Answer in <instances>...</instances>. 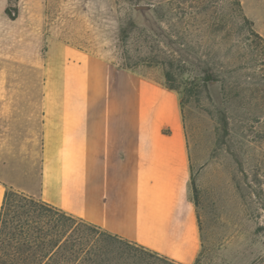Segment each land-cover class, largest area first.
Segmentation results:
<instances>
[{"label": "crops", "instance_id": "0c3cea01", "mask_svg": "<svg viewBox=\"0 0 264 264\" xmlns=\"http://www.w3.org/2000/svg\"><path fill=\"white\" fill-rule=\"evenodd\" d=\"M238 1L264 41V0ZM18 3L11 19L0 0V211L13 189L195 264L201 233L179 94L117 66L106 49L48 34L45 0ZM24 41L29 50L19 55ZM11 61L27 65L20 89L7 86Z\"/></svg>", "mask_w": 264, "mask_h": 264}, {"label": "rangeland", "instance_id": "374dc122", "mask_svg": "<svg viewBox=\"0 0 264 264\" xmlns=\"http://www.w3.org/2000/svg\"><path fill=\"white\" fill-rule=\"evenodd\" d=\"M44 9L48 34L106 49L117 66L121 19L153 36L174 63L191 153L202 244L195 264H264V41L239 1L45 0ZM20 44L13 51L26 55L29 45ZM6 66L7 86L22 88L27 65ZM136 69L164 82L160 65Z\"/></svg>", "mask_w": 264, "mask_h": 264}, {"label": "trees", "instance_id": "16d2710c", "mask_svg": "<svg viewBox=\"0 0 264 264\" xmlns=\"http://www.w3.org/2000/svg\"><path fill=\"white\" fill-rule=\"evenodd\" d=\"M17 1L8 0L5 8L11 19L17 16ZM132 39L139 43H132ZM119 45V67L136 71L140 65H160L165 85L178 88L173 61L129 16L121 19ZM0 264L178 263L39 199L7 189L0 211Z\"/></svg>", "mask_w": 264, "mask_h": 264}]
</instances>
